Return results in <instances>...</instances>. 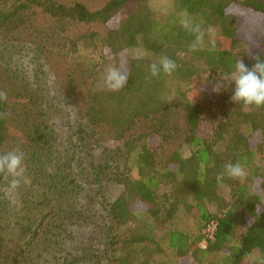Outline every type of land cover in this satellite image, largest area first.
I'll use <instances>...</instances> for the list:
<instances>
[{
  "label": "trees",
  "instance_id": "1",
  "mask_svg": "<svg viewBox=\"0 0 264 264\" xmlns=\"http://www.w3.org/2000/svg\"><path fill=\"white\" fill-rule=\"evenodd\" d=\"M150 1L106 0L98 7H91L81 0H0V47L13 44L17 31L43 17L56 28L50 33V24L45 34L38 33L45 35L44 42L30 41L35 45L31 48L35 61L41 60L48 41H58L74 52H82L88 47L84 44L88 39L93 41L96 51L114 57L115 67L120 71V54L127 52L129 61L125 86L117 91L88 93L85 121H76V141L90 157L85 175L79 172V177L76 175L69 182L73 175L66 171L68 160L64 158L58 159L57 175H48L44 167H48L46 158L53 159L50 148L28 153L32 161L29 179L13 177L0 169V264H39L43 243L44 250L52 244L64 250L67 242L75 243L79 229L88 223L105 240L102 252H85L95 256L98 264H243L252 254L259 258L251 264H264V105L244 107L232 101V86L226 84L217 100L211 102L213 128L202 133L201 105L167 98V81L171 76L183 79L197 73L221 76L234 66L240 55L232 48L202 47L201 39L196 40L199 32L191 27L194 25L178 26L174 37L165 35L152 46L155 53L173 59L176 69L153 75L152 61L131 56L138 44L137 37L154 28ZM178 2L188 14H198L207 21L210 15L222 20L221 34L225 39L241 40L237 35L240 28L251 31L249 23L253 17L255 22L259 17L264 19V0ZM128 7L132 8L125 20L111 26ZM234 8L242 9L247 19L238 18ZM72 24L102 27L104 33L89 32L72 38L67 30ZM261 28L264 35V23ZM19 42L15 44L25 46ZM194 43L196 46L192 47ZM257 53L264 55V44ZM244 60L252 63L245 56ZM197 62L201 65L197 66ZM39 87L36 81L34 88ZM35 97L36 93L24 89L0 93V155L13 151L6 148L13 114L21 110L20 113L29 115L39 101ZM175 110L185 113L182 128L170 121ZM27 124L32 141L49 145L51 138L41 122ZM99 127H106L117 140L138 128L137 135L126 138L121 153L129 160L134 152H139L137 177L121 167L116 159L117 151L112 154L103 151L101 157L95 154L101 140ZM177 134L190 153L183 156L173 151L163 156L164 145L171 143ZM153 138L158 142L152 143ZM20 154L23 159L22 151ZM237 161L244 166L243 177L221 175L217 179L226 163ZM85 179L104 182L105 190L109 185L119 186L121 190L113 199L107 197L99 208H85L75 202L74 206L70 205L71 212L62 217L59 214L67 210L52 202L59 195L54 182L59 184L57 191L73 193L78 198L81 180ZM164 186L169 187L168 191L162 190ZM138 212L147 217L142 224L137 220ZM179 213L196 219L195 230L167 227ZM74 217L75 221L70 222ZM56 218L60 223L54 222ZM212 220H217L214 238L202 248L203 230ZM237 229L241 230L239 237H236ZM214 256L218 259L214 260ZM82 259L71 250L60 264Z\"/></svg>",
  "mask_w": 264,
  "mask_h": 264
},
{
  "label": "rangeland",
  "instance_id": "2",
  "mask_svg": "<svg viewBox=\"0 0 264 264\" xmlns=\"http://www.w3.org/2000/svg\"><path fill=\"white\" fill-rule=\"evenodd\" d=\"M81 1L91 7H98L106 0ZM212 1L216 2L219 0ZM148 7L150 9L151 18L155 21L154 28L137 37L138 44L131 54L133 58H148L152 62L158 61L162 54L155 53L152 50V46L161 42L165 35L172 37L176 34L175 32L178 26L189 27L194 25L191 27H194L199 32L201 37L200 45L202 47H210L213 49L232 48L239 53L240 58L244 60L245 56V59H249L251 62L256 52L259 51L260 45L264 44V35L262 34L261 28L264 19L261 17H259L256 22L254 17L250 21L249 27L251 31L247 28H240L237 35L241 40L237 41L223 38L221 32L224 22L218 19V17L210 15V19L207 21L203 16L198 14H188L182 11L178 0H151ZM131 8L132 7H128L123 13L118 15L117 19L110 25L116 26L123 22L128 16ZM234 12H236L238 18L247 19L246 16L243 15L244 11L242 9L234 8ZM209 14L211 13L209 12ZM48 25L51 26L50 33H52L56 26L53 25L51 21L39 17L32 25L17 31L16 38H12L14 39L13 41H20L19 43L21 44L22 42L25 46H18L16 45L17 43L15 44L14 42L13 44L7 43L8 47H0V54L2 56V58L0 57V93L7 94V92L22 91L24 89V91L28 90L29 92L36 93V97L39 100L37 105L31 109L29 115L20 113L23 112L21 110L15 111L16 113L13 114L12 121L9 125V140L6 148L19 154L22 151L24 154L18 175L16 176H24L26 179H29L28 169L29 165H32L31 156L28 153L36 149H41L43 152L45 149L50 148V151H53V159L50 161H48V158H46V160L44 159L48 162L45 164L48 165V167H44L46 173L52 176L57 175L58 159L63 160L64 158L68 160L66 171L73 175L69 178L70 182L73 177H77L76 175L79 177V172L85 175L90 164V157L86 154L87 150L80 147L74 135V130L77 126L76 121H85L83 118L88 93L110 90L105 87L103 78L108 67H115L116 60L114 57L100 53L99 50L96 51L92 47L93 41L88 39L84 43L88 45V47L82 52H74L72 51L73 48H70V46L64 47V45L59 44L58 41H48L46 44L47 48L44 50L42 56H40L42 57L41 60L35 61L31 49L35 45L30 41H35L34 43L36 44L41 40L44 42L43 37H45V35L38 33L42 31L45 34V29H47L46 27ZM162 29L165 30L162 31ZM67 30L69 36L72 38L88 34L89 32H98L101 35L104 33L102 27H87L83 24H72L67 27ZM16 39L18 41H16ZM120 59L121 72L127 75L129 64L127 52L121 53ZM245 63L248 64L247 62ZM196 64L199 66L201 62H197ZM219 77L218 75L197 73L190 78L183 79L171 76L167 81V98L171 100H188L192 103L198 102L201 105L202 133L212 130L215 123L210 115V107L211 102H215L221 91L224 90V88L219 92L213 90L215 87V79ZM36 81L41 86L37 89L34 88ZM18 112L19 114H17ZM31 121L34 123L41 122L43 124L45 132H47L49 138H51L49 145H46L47 143L38 144L32 141L31 132H29L30 128H27V123ZM170 121L177 125L178 128H182L185 124V113L182 112V110H175ZM97 131L101 140L98 143L95 154L101 157L103 151L111 154L117 151L118 156L116 159L121 167H125L129 173L137 177L140 169V164L137 159L139 152H134L129 160H125V154L121 153L126 138L137 135L139 133L138 128L135 127L120 140L114 139L109 134L106 127H99ZM157 142L158 139L153 138L152 143ZM38 145L42 146L38 148ZM173 151H178L183 156H187L190 153V148L182 142V138L178 134L171 143L164 145L162 155L166 156V154L172 153ZM40 159L41 158H39V160ZM40 163L41 161H39V164ZM81 181L82 188L79 189L78 198H75L73 193L68 195L65 192L62 193L61 191H57V185L59 184L54 182L56 187L55 191L59 195L54 196L52 202L59 206H64L67 210V213L61 212L59 214L62 217L71 212L73 208L70 209V205L74 206L75 202L85 208H99L98 206L101 203L106 202L107 197H109L107 199H113L121 190V188L116 185H109V187L107 186V190H105L106 184H104V182L92 183L88 179ZM168 189V186H164L162 190L168 191ZM96 193L98 194L96 195ZM94 195H96V197H94ZM226 195L227 193L225 196ZM91 197H93V200ZM44 207L46 206H43V208ZM91 213V216L95 214L93 210H91ZM137 214L138 222L140 224L144 223L147 219L146 215L143 212H138ZM73 221H75V217L71 219L70 222ZM54 222L60 223V219L56 218ZM66 222L69 223V220ZM196 225V219L179 213L167 227L193 231ZM78 233L79 235L75 243L72 244L71 241L67 242L64 245V250L53 244L50 245L48 250L47 246L46 250H44L45 243H43L40 247L41 256L38 258L39 264H60L68 251L71 250L74 254L83 259L76 263L71 262L70 264H98L95 256L91 257L85 254V252L88 253L89 251H93L92 253H94L103 251L105 240L101 233L93 229L91 223L83 225ZM161 233L162 231H160V234ZM240 234L241 230L237 229L236 237H239ZM213 258L214 260L218 259L217 256ZM258 258L259 255L252 254L243 264H251ZM163 259L162 257L161 260ZM102 263L104 264V262Z\"/></svg>",
  "mask_w": 264,
  "mask_h": 264
},
{
  "label": "clouds",
  "instance_id": "3",
  "mask_svg": "<svg viewBox=\"0 0 264 264\" xmlns=\"http://www.w3.org/2000/svg\"><path fill=\"white\" fill-rule=\"evenodd\" d=\"M200 36L196 40H200ZM195 43L192 47H195ZM176 62L167 55H162L158 61L151 63L150 70L153 75L160 72L172 73L176 69ZM128 77L117 67H108L104 73L103 82L106 88L117 91L122 89ZM226 84L232 85L230 99L244 107L249 105H264V55L257 53L252 63L246 64L242 58H237L234 66L215 79L214 91L219 92ZM22 155L9 151L0 155V169L6 170L13 177L18 175L21 166ZM227 175L233 178H241L245 175L244 166L239 162H228L224 165V172L217 176ZM11 183L14 185L16 180Z\"/></svg>",
  "mask_w": 264,
  "mask_h": 264
},
{
  "label": "built area",
  "instance_id": "4",
  "mask_svg": "<svg viewBox=\"0 0 264 264\" xmlns=\"http://www.w3.org/2000/svg\"><path fill=\"white\" fill-rule=\"evenodd\" d=\"M216 227L217 220H212L205 226L203 230V239L200 243L202 248H206L207 242L214 238Z\"/></svg>",
  "mask_w": 264,
  "mask_h": 264
}]
</instances>
